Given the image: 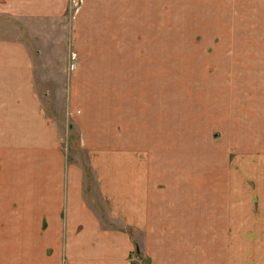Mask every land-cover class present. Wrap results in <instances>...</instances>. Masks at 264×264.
<instances>
[{
  "label": "crops",
  "instance_id": "1",
  "mask_svg": "<svg viewBox=\"0 0 264 264\" xmlns=\"http://www.w3.org/2000/svg\"><path fill=\"white\" fill-rule=\"evenodd\" d=\"M178 1L0 0V161L13 148L17 153H10L11 161L22 159L30 168L26 181L41 183L26 186L30 198L63 196L65 183L67 203L64 215L31 209L19 210L26 216L18 223L5 224L0 218V264H142L141 258L145 264H264V122L245 129L247 139L243 128L238 130L236 137L242 138L235 137L228 148L239 155L242 172L255 173L250 180L256 182L244 189L240 172L235 176L228 221L212 218L211 210L217 209L211 207L210 177L200 178L188 161L173 157L177 149L172 141L163 144L161 127L145 118L144 125L134 127L139 136L133 138L132 126L125 122L132 98L141 102L150 92L152 99L144 102L157 99V73L163 64L157 42L148 48L147 39L160 37L156 32L148 36L145 24L162 22L157 9ZM227 1L220 0L219 6L231 5ZM34 49L39 57L44 50L55 55L50 63L62 60L72 68L70 117L77 120L87 86L105 88L112 119L124 113L121 135L114 128L116 117L108 126L110 141L89 146L103 203L96 200L98 210L88 207L83 181L67 176L66 160L58 158L61 137L36 90ZM144 113L148 115L146 109ZM78 128L94 140L93 127ZM96 149L106 154L95 157ZM6 172L0 169V181H17ZM53 184L58 188L51 189Z\"/></svg>",
  "mask_w": 264,
  "mask_h": 264
},
{
  "label": "rangeland",
  "instance_id": "2",
  "mask_svg": "<svg viewBox=\"0 0 264 264\" xmlns=\"http://www.w3.org/2000/svg\"><path fill=\"white\" fill-rule=\"evenodd\" d=\"M252 1L228 0L231 5L222 8L220 0H179L177 6L168 4L158 8L160 12L156 18H161L162 22L145 24L148 36L150 32H156L160 37L147 39L148 48L157 42L163 64V69L157 73V99L144 102L152 99L149 92L139 98L141 102L132 98L125 108V122L132 126L129 134L133 138L139 136L134 127L144 125L145 118H148L150 125L161 127L166 141L163 144L170 145L172 141L171 145L177 149V155L173 157L188 161V167H192L200 178L204 175L210 177L211 207L217 209L211 210V216L217 220L226 218L228 221L226 213L233 204L231 192L239 172L243 183L239 181L237 186L241 184L245 189L256 183L250 180L255 173L246 168L242 172L239 155L228 149L237 137L238 141L242 138V134L236 137L238 130L243 128V137L247 139L245 129L261 127L264 122V0L250 7ZM234 4L238 6L234 7ZM31 51L36 60V90L40 102L58 124L61 137L58 158L66 160L67 176L75 174L83 181L88 190L85 195L88 200H84L88 207L94 206L98 210L99 203H103L96 189L94 169L89 164L92 155L89 146H105L110 141L108 126L115 122L117 115L112 119L109 113L105 101L108 93L100 86L83 87L86 102L78 105L77 115L80 117L72 115L75 120L67 109L69 83L74 75L72 68L62 60L50 63V58L57 57L47 50L41 57L35 49ZM86 78L90 77L82 76V79ZM101 81L105 83V78ZM146 104L150 108H145ZM145 109L148 115H145ZM82 115L87 122H81L84 120ZM123 115L118 114V126L114 127L120 135ZM81 125L86 130H90L88 126L93 127L94 140H88L79 130ZM5 152L0 169L6 170V174L13 175L17 181H0V218L5 220L3 223L22 220L26 214L19 210H60L64 215L67 206L65 183L61 185L64 186L63 196L31 199L26 186L36 188L41 183L26 181L25 172L30 169L27 162H21L22 159L11 161L10 153H17L16 150L8 148ZM100 153L106 154L102 149L93 150L95 157ZM50 157L56 158V153L51 152ZM14 172L20 176H15ZM57 188L55 184L51 185V189ZM140 261L145 264L142 258Z\"/></svg>",
  "mask_w": 264,
  "mask_h": 264
}]
</instances>
